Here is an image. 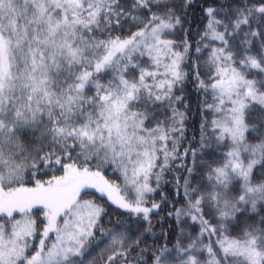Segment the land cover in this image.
Listing matches in <instances>:
<instances>
[{"label": "snow or ice", "instance_id": "1", "mask_svg": "<svg viewBox=\"0 0 264 264\" xmlns=\"http://www.w3.org/2000/svg\"><path fill=\"white\" fill-rule=\"evenodd\" d=\"M186 82L213 118L181 152ZM187 157L176 243L142 247L150 180ZM111 205L144 232L103 228ZM0 264H264V0H0Z\"/></svg>", "mask_w": 264, "mask_h": 264}, {"label": "trees", "instance_id": "2", "mask_svg": "<svg viewBox=\"0 0 264 264\" xmlns=\"http://www.w3.org/2000/svg\"><path fill=\"white\" fill-rule=\"evenodd\" d=\"M206 21L202 18V15L199 13V9L196 10L195 14H190L188 17V23L184 25V29L187 31L188 35L185 37L183 32H177V34L172 37L177 41L183 40L185 38L188 39L189 43L193 45L191 60L195 61L197 54L195 53V44L200 39V35L203 33L204 25ZM127 30V29H126ZM135 31V28H132ZM207 56V51L203 54L201 62ZM188 70L187 68L185 69ZM203 78V77H202ZM178 95H184L186 97L185 104L189 106L188 119L186 121V138L183 141V144L180 148V151L183 152V149L189 147L191 145L193 147H197L196 141L200 138V124L202 116H207L209 120H211L212 114L208 112H202L201 108L203 106V101L205 99L208 102H211V97H205L202 92H198L195 89V86L192 82H186L184 93L177 92ZM195 138V139H193ZM212 150H205L206 155L205 159L212 161L218 160L220 158V151L214 152L212 155H207L208 152ZM223 151H227L224 149ZM162 159V158H161ZM186 164L187 167H192L191 157L185 158L184 161L176 160L172 162L171 169L169 171H165L163 173L162 179L159 182V187H157L155 177L150 180V184L156 190L152 193L146 194V199L149 201V204L152 202L158 203L161 205L162 211H159L158 215L152 216V223L154 225V232L151 234H146V243L142 245V247L155 249L158 248L162 244H167L169 248H172L177 239V233L179 232V228L177 227L175 213L171 216L168 215L169 212L172 211L173 208H180L184 205V198L182 195L183 189H180L181 195L177 196L176 192V178L177 177H188L189 173L185 170L181 165ZM156 172H159L160 169H155ZM204 167L197 166L196 171L192 173L190 177V181L193 187H196L199 183H201V177L204 174ZM120 176L118 172H113L112 169H108L106 172V177L114 182L121 183L123 185L122 178L117 179ZM47 179L48 177H44ZM206 182V181H205ZM183 180L181 179V184ZM87 191L94 193V196L85 197V199H93L98 196V193H95V190L88 189ZM130 196L132 194L128 193ZM106 199V198H105ZM100 202V201H97ZM110 203V202H109ZM206 219H209L210 222L215 223L212 219L211 214L207 213L206 210ZM182 220H186L187 223L184 225L186 233H191L195 235L200 231L199 222H192L187 217H183ZM245 223V218L241 217L239 221V225L233 229V234L235 235L240 227H243ZM117 224H123L126 226H131L132 232H144L146 223L141 222L137 223V217L133 215H129L122 209L117 208L116 205H111L108 210V215L104 216L101 221V225L105 229H113ZM162 225V226H161ZM123 230V229H121ZM165 234V235H162ZM99 236V233L97 234ZM205 241H207V233H205L204 237ZM212 240H216V236L211 237ZM187 242V241H185ZM135 256V254H133ZM147 257H145L146 259Z\"/></svg>", "mask_w": 264, "mask_h": 264}, {"label": "rangeland", "instance_id": "3", "mask_svg": "<svg viewBox=\"0 0 264 264\" xmlns=\"http://www.w3.org/2000/svg\"><path fill=\"white\" fill-rule=\"evenodd\" d=\"M129 188L131 189L130 185H129ZM129 193L132 194L133 196L135 195L134 190H131Z\"/></svg>", "mask_w": 264, "mask_h": 264}]
</instances>
